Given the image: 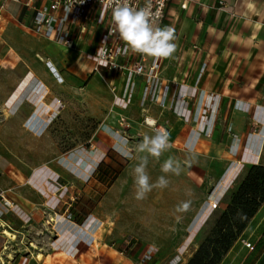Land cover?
Segmentation results:
<instances>
[{
    "label": "crops",
    "instance_id": "0c3cea01",
    "mask_svg": "<svg viewBox=\"0 0 264 264\" xmlns=\"http://www.w3.org/2000/svg\"><path fill=\"white\" fill-rule=\"evenodd\" d=\"M47 2L35 0L36 5ZM183 2L187 4L185 7L180 6ZM197 4L190 3V0H170L161 27L174 29V23L186 18L190 11L198 7ZM33 14L34 9L26 8L21 3L0 1V23L5 35L14 32L37 43L36 47L27 49L26 53L17 47L12 48L14 53L5 46L0 48V59L6 62L3 63L5 72L23 71L17 83L24 74L28 79L36 78L47 95L55 84L52 72L46 65V61H50L61 77L60 82L70 81L66 86L71 88L81 84V89L87 91L102 87V96L96 93L87 96L92 109L96 106L104 109L107 106V113L99 115L96 112L94 115L102 120L106 117L110 132L118 129L121 117H124L128 126L138 123L140 127L154 132L148 123L152 120L153 124L170 133L171 148L193 153L203 151L211 158L210 164L218 158L224 168L230 165L231 171L239 164L242 167L258 163L264 165V50H259L257 46L231 49L225 43L206 42L208 37L228 38L230 33L220 29L202 30L197 34L201 40H195L190 47L179 52L174 61L171 58L161 60V82L169 86V95L179 93L180 96L175 110L168 106L160 107L150 99L143 101L144 84L140 87L142 80L135 82L131 97L125 108H122L115 104L113 94L110 97V85L115 86L114 81L119 75L105 67L94 70V61L89 57L97 48L104 26L88 22L84 34H79L74 28L73 47L67 48L34 34L31 31ZM151 59L146 56V62ZM168 65H173L171 68L174 72L167 71ZM117 86V94H120L122 82ZM188 89L191 90L190 94L194 93L192 97ZM50 97L53 95L48 100ZM185 97L186 103L178 102ZM30 112L23 114L24 120ZM17 129L24 133L28 130L27 127ZM53 162L56 161L44 159L37 163L25 160L15 163L22 167L16 170L22 179L17 172L13 175L18 179H14L0 168L1 262L8 264L11 257V264H44V261L39 262L37 248L40 244H46L49 234H52L56 241L53 245H62L59 251L65 253L60 264H142L140 257L149 245L141 248V245L135 246L131 240L121 243L101 240L98 228L95 227L92 235L86 229V224L72 218L74 212L71 203L65 205L67 199L71 198L70 192H65V189L68 190L65 188V176L52 168ZM9 165L13 166L12 163ZM77 166L78 169L72 170L71 174L78 180L90 179L98 173L93 163L84 161ZM59 176L62 183L56 182L59 186L56 188L54 182ZM221 192L222 189L218 196ZM1 196L11 202L10 207L3 205ZM3 229L10 231L12 236L5 235ZM245 229L256 231L258 239H263V242L262 239L258 240L259 244L264 246V200ZM13 246L16 251L12 250ZM160 261L154 253L144 264H158ZM254 262H264V248Z\"/></svg>",
    "mask_w": 264,
    "mask_h": 264
},
{
    "label": "rangeland",
    "instance_id": "374dc122",
    "mask_svg": "<svg viewBox=\"0 0 264 264\" xmlns=\"http://www.w3.org/2000/svg\"><path fill=\"white\" fill-rule=\"evenodd\" d=\"M193 1L199 3V8L196 7L182 21L174 23L177 49L171 57L173 61L179 52L201 40L197 34L202 30L220 29L230 33L228 38L208 37L206 42L225 43L231 49L257 46L259 50H264V0H190V3H195ZM182 4L187 5L186 2ZM191 34L196 37L193 38ZM3 46L11 52L12 48L17 47L26 53L37 43L14 32L5 35L0 23V48ZM1 61L0 168L18 179L13 173L17 172L20 176L16 170L22 167L15 163L54 159L56 162H53L52 168L65 176V188L68 189L65 192H70L71 196L65 205L71 203L74 212L72 218L86 224V229L92 235L96 227L101 240L114 243L131 240L141 248L148 245L153 247L156 258L161 259L158 264H186L227 205L249 165L242 167L239 164L231 171V166L224 168L218 158L210 164L211 158L203 151L193 153L170 148L158 161L150 157L147 165L151 182L164 175L170 181L169 186L153 189L145 199L137 200L133 169L138 160L127 159L122 153L126 148L134 149L144 134L152 135L153 132L140 127L138 123L128 126L124 121L118 123L117 132L114 129L110 132L106 117L102 120L94 115L96 112L99 115L107 113V106L92 109L87 96L92 93L102 96V87L87 91L81 89L80 84L70 88L66 86L70 81L60 82L51 73L55 84L46 95L36 78L28 79L24 74L17 83L23 71L5 72L3 63L6 62ZM172 66L168 65V72H174ZM133 80L137 83L142 80L140 87L144 84L140 76H134ZM119 82L121 79L117 77L114 81L116 87ZM190 91L188 89L192 97L194 93L190 94ZM51 92L53 97L48 100ZM185 92L183 94L186 95ZM186 98L178 102L186 103ZM29 112L24 120L23 114ZM38 126L41 127L37 129ZM18 127H27L30 131L24 133L18 131ZM43 130L46 132L42 134ZM169 156L181 162L184 171L179 176L161 171V165ZM84 161L95 164L94 168L96 171L100 169V172L90 179L78 180L71 173L78 169L79 162ZM185 161L189 163L185 164ZM19 178L22 179L21 176ZM60 179L61 176L55 179L56 188L59 187L57 183H62ZM184 201H190L189 209L182 213L175 212L176 206ZM213 201L218 203L215 208L211 207ZM242 239L251 241L254 248L249 250L242 246ZM260 239L256 231L244 229L218 264H258L254 261L264 248L258 242ZM47 241L37 248L39 262L60 264L65 257V253L59 251L62 245H53L56 241L52 234H49ZM11 248L16 249L14 246ZM57 251L59 253H55ZM53 252L54 255H51ZM11 260L8 264L12 263ZM1 263L4 262L0 260Z\"/></svg>",
    "mask_w": 264,
    "mask_h": 264
},
{
    "label": "built area",
    "instance_id": "2783aa9c",
    "mask_svg": "<svg viewBox=\"0 0 264 264\" xmlns=\"http://www.w3.org/2000/svg\"><path fill=\"white\" fill-rule=\"evenodd\" d=\"M8 1L21 3L26 8L34 9L31 31L38 36L54 41L58 45L67 48L73 47L74 28L78 30L79 34H84L87 31L88 22L93 21L96 25H103L104 28L100 34L97 48L89 57H95L100 47L105 49L103 56L92 59L94 61V70H97L99 67H105L119 75L122 82L121 93L117 94L116 87L110 85L115 104L125 108L135 86L133 77L140 76L144 81L142 89L143 101L150 99L160 107L168 106L174 109L180 96H178L179 93L169 95V86L160 80L159 71L162 59L152 58L149 62H146V56L131 52L124 53L122 51L124 47L123 42L118 36L108 37L105 41L108 28L111 26V12L112 7H114L113 0H48L47 3H40L39 5L35 4V0ZM169 1L152 0L151 10L159 26L163 22L165 9ZM131 5L137 8L144 7L145 0H131ZM181 6L185 7L184 4H181ZM102 12L104 13L103 15H101ZM57 102L59 103L60 101L57 100ZM124 120V117H121L118 123L122 124ZM152 127L153 130L160 128V126L155 124ZM1 198L3 199L4 206H11V202L8 199L2 196ZM217 204L216 201H213L211 202V207L215 208ZM241 242L249 250L253 249L250 241L242 239ZM154 253L155 249L153 247L146 248L140 257V263L144 264L149 261Z\"/></svg>",
    "mask_w": 264,
    "mask_h": 264
},
{
    "label": "clouds",
    "instance_id": "9594fccd",
    "mask_svg": "<svg viewBox=\"0 0 264 264\" xmlns=\"http://www.w3.org/2000/svg\"><path fill=\"white\" fill-rule=\"evenodd\" d=\"M114 7L111 12V26L108 28V37L118 36L123 42L124 53H136L154 59H169L177 49L174 42L175 30L172 27H161L152 13V0H145L144 7H134L131 0H113ZM104 13L102 12L101 15ZM103 44V43H102ZM105 49L100 47L95 57L103 56ZM106 66V65H104ZM170 133L163 127L154 130L152 135L144 134L142 141L134 149L126 148L123 155L127 159H137L138 163L133 169L135 198L143 200L153 189H164L170 181L164 175L158 177L156 182H151L147 172L149 158L159 160L161 155L171 148L169 143ZM135 153V155H134ZM143 155H140V154ZM188 164V161L184 162ZM165 174L179 176L184 168L181 162L169 156L161 165ZM190 201L181 202L176 206L175 212L182 213L189 209Z\"/></svg>",
    "mask_w": 264,
    "mask_h": 264
},
{
    "label": "trees",
    "instance_id": "16d2710c",
    "mask_svg": "<svg viewBox=\"0 0 264 264\" xmlns=\"http://www.w3.org/2000/svg\"><path fill=\"white\" fill-rule=\"evenodd\" d=\"M263 200L264 165L251 164L209 233L186 264H218L233 241L246 228Z\"/></svg>",
    "mask_w": 264,
    "mask_h": 264
},
{
    "label": "bare ground",
    "instance_id": "6f19581e",
    "mask_svg": "<svg viewBox=\"0 0 264 264\" xmlns=\"http://www.w3.org/2000/svg\"><path fill=\"white\" fill-rule=\"evenodd\" d=\"M46 65L48 66L49 70L53 73V75L57 78L58 81H61V77L59 76V74L57 73V71L55 70L54 66L50 63V61L46 62ZM149 124L153 125V121H149ZM5 235L7 236H12V233L10 231H8L7 229H3L2 231ZM2 261V260H1Z\"/></svg>",
    "mask_w": 264,
    "mask_h": 264
}]
</instances>
